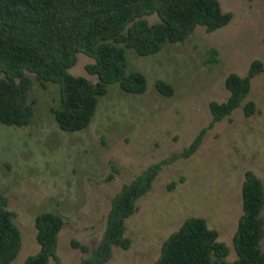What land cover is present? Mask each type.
Listing matches in <instances>:
<instances>
[{"label":"rangeland","instance_id":"rangeland-1","mask_svg":"<svg viewBox=\"0 0 264 264\" xmlns=\"http://www.w3.org/2000/svg\"><path fill=\"white\" fill-rule=\"evenodd\" d=\"M219 1L223 12L232 13L225 26L212 31L196 26L183 41L166 43L150 55L125 48L126 73H143L146 90L136 94L109 84L82 130L58 127L52 113L59 102L58 84L41 85L26 71L31 79L28 101H33L30 123L0 122V195L21 233V248L10 264H22L39 250L34 219L45 211L63 220L56 247L60 263L79 264L88 254L72 248L70 241L94 247L122 185L188 147L212 120L209 103L227 99L226 76L245 75L252 60L264 58V0ZM146 18L158 21L156 14ZM90 62L91 57L77 53L69 72L95 82L96 76L85 70ZM158 79L173 87L172 95L156 90ZM248 100L256 110L246 116L242 105ZM246 170L264 188V71L251 79L242 104L207 129L194 153L162 165L125 220L129 248L114 245L108 264H151L164 239L188 217L205 218L230 248L227 260H234L232 238L242 212ZM261 247L264 251V236Z\"/></svg>","mask_w":264,"mask_h":264},{"label":"trees","instance_id":"trees-1","mask_svg":"<svg viewBox=\"0 0 264 264\" xmlns=\"http://www.w3.org/2000/svg\"><path fill=\"white\" fill-rule=\"evenodd\" d=\"M156 14L150 23L147 16ZM231 12L221 10L219 0H0V122L25 126L33 115V101H28L34 74L41 85L59 86V102L52 108L58 127L79 131L91 122L98 97L108 85L118 83L130 93H143L147 82L143 73H126L125 48L139 55L158 52L166 43L183 41L196 26L212 31L225 26ZM77 53L93 59L85 65L92 82L75 76L69 69ZM264 71V58L250 62L245 75L229 73L224 86L228 97L211 101V122L200 129L180 154H175L142 170L122 185L111 201L106 226L98 243L91 247L76 239L72 248L88 255L79 264H108L112 247L129 248L125 220L136 209V200L149 191L162 165L176 158H186L196 151L208 128L229 117L247 97L251 79ZM156 90L170 96L173 87L164 80L155 82ZM246 116L256 110L252 100L242 105ZM242 212L232 242L236 258L227 260L230 248L218 239L217 230L208 227L203 217H188L162 242L159 256L151 264H264L261 240L264 236V188L260 178L246 170L241 186ZM0 195V264H10L21 248V233ZM39 250L28 255L22 264H61L56 255L62 217L51 211L35 216Z\"/></svg>","mask_w":264,"mask_h":264}]
</instances>
